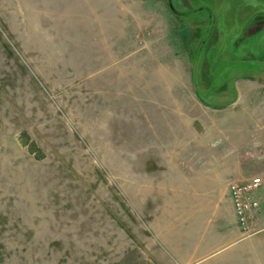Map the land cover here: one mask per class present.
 <instances>
[{"label":"rangeland","instance_id":"374dc122","mask_svg":"<svg viewBox=\"0 0 264 264\" xmlns=\"http://www.w3.org/2000/svg\"><path fill=\"white\" fill-rule=\"evenodd\" d=\"M246 128L264 0H0V264H171L176 175Z\"/></svg>","mask_w":264,"mask_h":264},{"label":"crops","instance_id":"0c3cea01","mask_svg":"<svg viewBox=\"0 0 264 264\" xmlns=\"http://www.w3.org/2000/svg\"><path fill=\"white\" fill-rule=\"evenodd\" d=\"M243 124H250L249 116ZM245 131L240 147L201 149L196 162L185 167V174L176 175L179 180L189 179L182 195L176 196L177 215L156 232L171 264H264V234L242 239L228 194L227 181L243 182L260 173L263 185L258 196L264 205V150L253 151L251 146L261 143H253L255 138L248 128ZM226 135L227 144L231 137ZM212 155L218 159L207 162L205 157ZM181 167L174 169L180 172Z\"/></svg>","mask_w":264,"mask_h":264},{"label":"built area","instance_id":"2783aa9c","mask_svg":"<svg viewBox=\"0 0 264 264\" xmlns=\"http://www.w3.org/2000/svg\"><path fill=\"white\" fill-rule=\"evenodd\" d=\"M262 185L261 176L229 182V197L242 239L264 234V205L258 196Z\"/></svg>","mask_w":264,"mask_h":264}]
</instances>
